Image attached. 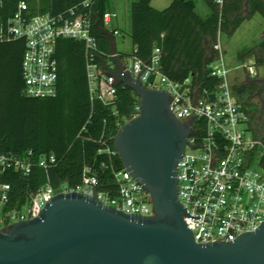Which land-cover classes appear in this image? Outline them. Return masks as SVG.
<instances>
[{"label":"built area","instance_id":"2783aa9c","mask_svg":"<svg viewBox=\"0 0 264 264\" xmlns=\"http://www.w3.org/2000/svg\"><path fill=\"white\" fill-rule=\"evenodd\" d=\"M92 0L84 2L89 8ZM220 4L223 0H217ZM116 13L104 14V25L109 28ZM90 9L74 7L68 13L54 14L31 8L26 0L19 3L16 12L7 19L0 18V41L24 39L22 59L23 93L34 98L53 97L58 93L59 58L57 44L61 38L82 40L87 49V73L92 97L105 103L117 98V79L109 74L116 68V53L102 65L95 60L97 39L92 33ZM115 35L120 34L112 27ZM209 63L211 76L218 79L212 86H202L189 76L182 81L171 78L163 70L162 50L155 46L146 61L130 55L121 59L123 71L139 77L141 83L152 89L166 90L170 107L183 122L192 121L191 133L178 163V198L188 211L185 220L197 242L230 241L242 232L255 230L264 220V136L251 123L247 105L235 86L246 76L254 77L257 69L248 64L247 75L240 83H233L231 71L222 54ZM243 67V66H237ZM107 74V78L104 75ZM237 80H241L236 78ZM139 106L137 107V113ZM112 154L118 153L110 150ZM55 153H44L38 158L33 149L23 153H0V206L9 224L39 216L52 196L61 192L93 194L98 180L84 174L83 181L70 186L56 187L47 182L30 191L21 206L4 209L10 199L11 183L3 181L6 171L13 170L28 176L35 167L48 170L55 166ZM118 194L100 191L98 199L126 213L150 216L153 203L145 185L138 184L125 167L114 171Z\"/></svg>","mask_w":264,"mask_h":264},{"label":"trees","instance_id":"16d2710c","mask_svg":"<svg viewBox=\"0 0 264 264\" xmlns=\"http://www.w3.org/2000/svg\"><path fill=\"white\" fill-rule=\"evenodd\" d=\"M20 1L0 0V18L11 17ZM85 1L50 0L49 7L40 10L59 14L74 7L90 9L91 30L98 44L95 60L102 65L111 58V34L116 38L103 20L114 0H92L89 8L84 7ZM206 2L210 13L203 17L197 13L194 0H172L163 9L153 7L152 0H134L130 8L131 55L148 61L158 46L162 50L163 70L171 78L182 81L191 76L202 86H212L218 79L211 76L208 65L219 54L218 32L232 34L245 17L255 13L264 15V0ZM245 8L249 12L243 14ZM24 51V39L0 41V153L20 154L33 149L38 158L53 152L58 162L48 170L35 167L28 176L6 171L2 180L10 182L12 189L4 209L21 207L29 192L48 180L56 187L64 183L74 187L83 181L84 174L97 178L98 190L118 194L114 171L124 165L118 153L112 154L110 150L116 149L114 137L121 126L137 113L140 98L124 84H117L114 103L92 97L86 45L74 38H61L57 44L58 93L48 98L26 96L22 72ZM118 53L121 59L126 56L119 50ZM255 59L258 65H264V40ZM235 89L250 93L255 85L244 83ZM246 100L249 102V98ZM248 110L254 129L264 136V114L258 116L249 107Z\"/></svg>","mask_w":264,"mask_h":264},{"label":"water","instance_id":"95a60500","mask_svg":"<svg viewBox=\"0 0 264 264\" xmlns=\"http://www.w3.org/2000/svg\"><path fill=\"white\" fill-rule=\"evenodd\" d=\"M114 61L109 74L140 98L138 114L115 135V148L136 183L149 191L153 214L103 204L97 186L93 194L57 193L39 216L0 229V264H264V220L234 240H195L177 176L192 121L174 115L166 90L143 85L123 71L119 56Z\"/></svg>","mask_w":264,"mask_h":264},{"label":"rangeland","instance_id":"374dc122","mask_svg":"<svg viewBox=\"0 0 264 264\" xmlns=\"http://www.w3.org/2000/svg\"><path fill=\"white\" fill-rule=\"evenodd\" d=\"M36 9L48 8L50 0H28ZM134 0H114L111 11L116 13L109 29L119 26L122 32L116 35V47L119 51L130 57L133 51V42L130 37L131 16L130 8ZM172 0H152L153 7L163 9L167 7ZM195 9L201 16L210 13V8L206 0H194ZM249 9L245 8L243 14L248 13ZM264 40V15L255 13L243 19L242 23L234 30L232 34L219 31L217 36V45L221 46L222 54L231 69L229 77L233 83H240L247 75L248 64L255 62L257 74L264 77V65H258L255 57L258 54L259 44ZM243 66V67H237ZM107 78V74L104 75ZM249 76L247 75L245 79ZM236 78L241 80H235ZM6 215L0 206V229L8 225L5 219Z\"/></svg>","mask_w":264,"mask_h":264},{"label":"flooded vegetation","instance_id":"af4514ba","mask_svg":"<svg viewBox=\"0 0 264 264\" xmlns=\"http://www.w3.org/2000/svg\"><path fill=\"white\" fill-rule=\"evenodd\" d=\"M244 83L255 85V89L253 90V92L250 93L248 90H246L243 93L238 92L240 98L243 100L245 105H247L250 109L253 108L252 111H254L256 115L258 116L263 115L264 114V77H261L258 74L254 77L249 76L247 79H244L240 85ZM247 98H249V102H247L246 100Z\"/></svg>","mask_w":264,"mask_h":264},{"label":"crops","instance_id":"0c3cea01","mask_svg":"<svg viewBox=\"0 0 264 264\" xmlns=\"http://www.w3.org/2000/svg\"><path fill=\"white\" fill-rule=\"evenodd\" d=\"M116 28H119V26H115ZM120 29V28H119ZM116 42V41H115ZM117 48V47H116ZM118 50V49H117Z\"/></svg>","mask_w":264,"mask_h":264}]
</instances>
